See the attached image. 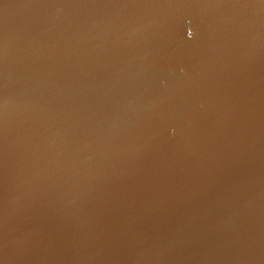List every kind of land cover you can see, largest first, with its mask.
I'll return each mask as SVG.
<instances>
[{
	"label": "water",
	"instance_id": "1",
	"mask_svg": "<svg viewBox=\"0 0 264 264\" xmlns=\"http://www.w3.org/2000/svg\"><path fill=\"white\" fill-rule=\"evenodd\" d=\"M0 264H264V0H0Z\"/></svg>",
	"mask_w": 264,
	"mask_h": 264
}]
</instances>
